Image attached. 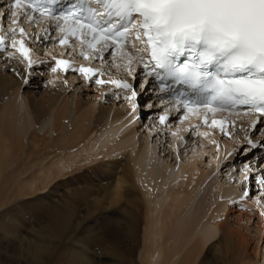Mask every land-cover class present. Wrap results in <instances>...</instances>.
Masks as SVG:
<instances>
[{
	"label": "snow or ice",
	"instance_id": "6c2138e0",
	"mask_svg": "<svg viewBox=\"0 0 264 264\" xmlns=\"http://www.w3.org/2000/svg\"><path fill=\"white\" fill-rule=\"evenodd\" d=\"M55 3L9 0L8 11L0 10V17H8L11 24L0 34V53H7V59L19 54L25 75L12 71L21 76L23 84L29 83L36 66L49 64L33 59V49L26 45L29 37H35L33 42L49 39L48 29L41 37L35 30L27 32L22 24L24 20L33 22V14L39 13L56 21L61 45L71 47V36L79 41V54L84 59L123 69L131 79H101L100 68H76L72 61L55 56L52 73L71 70L89 83L94 80L96 85L114 87V95L122 92L126 101L136 100L131 105L133 113L139 107V96L149 87L158 90L157 99L165 108H175L180 120L196 116L207 125L209 114L225 113L211 120V126L219 127L223 135H228L225 126L230 116L243 111L250 118L244 131H260L262 136L258 142L249 139L246 147L264 144V129L259 127L264 123V0H77L58 14ZM106 54L112 56L111 62ZM134 73L142 75L137 78ZM169 118L166 112L159 120L164 123ZM230 126L235 127V120ZM196 127L199 124L190 125V130ZM245 169L240 181L242 196L232 203L248 211L245 200L253 199L257 205L264 202V168L253 172L249 164ZM253 180L258 193L255 197L251 195ZM259 216L264 218V208Z\"/></svg>",
	"mask_w": 264,
	"mask_h": 264
},
{
	"label": "bare ground",
	"instance_id": "6f19581e",
	"mask_svg": "<svg viewBox=\"0 0 264 264\" xmlns=\"http://www.w3.org/2000/svg\"><path fill=\"white\" fill-rule=\"evenodd\" d=\"M47 41L49 42V40ZM10 42L9 40L8 43ZM16 55L19 57L18 53H16ZM31 55L32 58L35 59L37 53L32 51ZM4 66H6V64ZM51 66H54V64ZM73 67L78 68V66ZM22 68L25 69V64H22ZM48 71L53 78H59L62 75V71L59 70L56 73H52L49 68ZM65 74L67 76L62 78H65L68 82L78 83L83 80L85 81L82 74L79 72L68 70ZM21 81L22 79L19 81L9 73H1L0 69V98L1 101H3L0 110V207L3 206L1 203L2 200L4 203H8L15 194L19 195L24 192L28 194V191H30V194L33 191L35 192V190L45 191L46 189L47 192H49L48 189L58 182L56 178H58L60 174L52 170L51 167L44 168L42 165L44 160L45 163H51L54 159L61 158L64 152L73 151L75 148L86 149V145L83 144L88 138L90 143L89 147H94L105 131H107V136H112L116 132L121 131L122 134L117 140L106 138L107 141L104 143V149L98 151L94 158L97 159V162L89 164V167L83 168L86 171L89 170V173H94L95 168L100 169L101 167L108 168L119 166V160L123 159L125 165H122L118 172L121 177H117L116 186L127 191L129 196H131L133 190L136 189L131 188V186L136 187V185L139 184L143 187L141 191L147 205L144 215L146 222L144 229L152 230L154 228V230H152L153 239H161L163 242L158 245H143L142 249L138 251L139 255H143L141 264H148L154 257L158 259L157 264H171V260L175 256H177V259L172 264H256L258 262V247H256L255 244L252 245L253 239L249 231L244 230L241 226L242 217L244 218V222L250 219L249 213L240 212L236 217L235 225L231 223V217L227 216L228 213L225 214L224 211L227 200H229H223L227 192L221 191L219 185H210V187H208V196L203 198L197 206V209L205 206L211 208L209 212V217H211V219H209L210 222H207L202 228L203 232L199 233V236L192 233L193 235L190 234V236L186 237V234L192 231V229L189 228L192 220L196 222V217L184 219V223L177 233H172L171 230L166 236H163L168 231L170 224L173 225V217L183 216L184 210L188 209L190 206L196 196L197 189L195 187H200V185L207 181L210 175V171L207 169L208 172H204L202 169L199 170L195 161L198 156L202 155L204 149H199L197 147L190 148L187 149V152H183L185 155H180V151L178 153L175 151L176 154H174L173 158H170V160L174 159L173 164L177 161L178 167L176 170L171 169V167L167 168L164 165L150 162L152 152L145 138L140 139L139 135L137 137L135 127L128 126V121L134 117L130 116V113H127L130 108L127 109L125 105L123 106V104L119 102L118 105L112 102L110 105L96 106V104H91L89 101H86L90 106L84 111L83 117L75 124L77 126L75 127L74 125L75 128L70 133H67L68 130H65L64 127L69 119L66 118L62 111H69L71 108L77 109L75 103L69 101L68 96L64 93L62 94V92L58 90V92H56L54 89L48 88V90L46 89L44 91L37 90L35 94H29L28 91H20ZM92 86L95 85L93 84ZM155 97L156 96L149 97V99H147L148 104L154 103L155 105ZM59 100L64 101L60 104V102H58ZM119 100H122L124 103L126 101L123 100V98ZM31 102H33V104H29ZM127 102L129 104L132 101ZM31 112L32 115H30ZM135 114H137V112H135ZM152 121L154 122L153 116ZM249 124L250 121L246 117H239L238 125L240 128L246 129L249 127ZM40 129H44L42 137H39L37 134V130ZM185 129V127H179L172 131L170 136V147L177 148L179 145L185 143L186 140L183 136ZM243 129L242 131H244ZM154 130L156 131V128ZM174 132L176 135H173ZM92 133H95L97 137L92 139L90 137ZM232 136L233 134L231 138ZM190 140L194 139L191 138L189 141ZM227 140L228 139L223 138L222 142L219 143L220 146H218V149L221 154H226L232 147L234 140ZM184 147H186V145H184ZM216 160L218 159L214 158V163H216ZM250 162L251 163H248L253 165L254 161L250 160ZM71 164L72 162H68L65 167L68 169L69 173H72L71 166H69ZM262 165H264V163ZM146 166L147 169H145ZM35 167L38 169L33 171L32 169ZM253 167L254 166H252V169ZM24 169L32 171L28 173V177L26 178L27 183H24L26 185L21 184V181L17 179L19 175L17 171L20 170L21 173H23L24 171L22 172V170ZM41 171L42 176L40 177ZM15 174L17 175L16 177ZM58 180L60 181L61 179ZM49 182H51L50 186H48ZM151 187L154 188L151 190ZM34 188L35 190H32ZM119 191L120 190L117 189L116 195L118 197H120ZM156 191H161L163 193L158 196ZM8 195L9 200H7ZM152 197H159L162 200L160 212H153L154 209L150 201ZM164 203H166L167 209L162 208ZM57 208L54 205L46 206V209H48L47 213L50 215L48 217L51 222L48 221V218L47 221L54 225L52 227L54 231L43 232L44 239L41 240L40 243L32 244L30 250L33 251H29L26 254L19 251L17 255L18 260H21L20 264H50V248L52 249V247L44 241L45 239L58 238L60 242L66 235L67 241L71 242L75 239V236H79V233H75L77 230L76 224L75 229L68 232L69 229L74 228V224L71 222L73 216H64V214L61 213L62 211H59L62 209ZM73 210L75 211V209ZM197 212L198 211H196V215L193 214V216H198V214H200V212ZM151 216H159L154 226H152V222H149V217ZM142 238H145V240L143 239L144 241L150 242L148 237ZM171 239L173 242L167 243ZM29 243L31 244V242ZM43 243H46V246ZM83 246V254L92 257V259L95 258L96 255H102L103 257L101 259L98 256L101 262H106L107 264H126L122 259L117 258L118 255L123 254L122 251L116 252L110 251L111 249L104 250L103 248L101 252L96 253L91 242H87V245ZM4 249L5 248L0 243V264H7L6 258L1 255ZM212 249H214L216 253L208 257L209 261L204 260L208 251ZM40 251L47 257L40 255Z\"/></svg>",
	"mask_w": 264,
	"mask_h": 264
},
{
	"label": "rangeland",
	"instance_id": "374dc122",
	"mask_svg": "<svg viewBox=\"0 0 264 264\" xmlns=\"http://www.w3.org/2000/svg\"><path fill=\"white\" fill-rule=\"evenodd\" d=\"M37 56L35 59L46 60L49 64L36 66L29 77V83L25 85L21 81L20 91H28L29 94H35L37 90L44 91L49 88L54 89L56 92L61 91L62 94L64 93L67 95L69 101L72 103L74 102L77 106V109L71 108L69 111H62L66 118L69 119L64 127L65 130H68L67 133H70L77 126L75 124L83 117L84 111L90 106L86 101H89L91 104H96V106L110 105L112 102L118 105L119 102L122 103L123 106L125 105L127 109L130 108L127 113H130V116L134 117L128 121V126L135 127L137 137L139 135L140 139L145 138V141L152 152L150 162L164 165L167 168L171 167V169L176 170L178 167L177 161L173 164L174 159L170 160V158H173L174 154L180 151V155H185L184 153L187 152V149H192L194 147L204 149L202 155L198 156L195 161L199 170L202 169L204 172L208 170L210 171V175L207 181L200 185V187H195L197 189L196 196L188 209L184 210L183 216H172L174 223L173 225L169 223L170 227L163 236H166L171 230L172 233H177V231L180 230L181 225H183L184 219L190 217H196L197 220L196 222L192 220L189 228L192 229V231L189 232V234H186V237L190 236V234L193 235L192 233L199 236V233L203 232L202 228L207 222H210L209 219H211V217H209V212L211 211V208L205 206L197 209V206L203 198L208 196V187H210V185H219L221 191L227 192V195H224L223 200H229H227L224 211L225 214L228 213L227 216L231 217V223L235 225L236 217L240 212L249 213L250 219L244 222V218L242 217L241 226L244 230L249 231V234L253 239L252 245L255 244V246L258 247V262L256 264H264V218L259 216L260 210L264 208V202L257 205L253 199L245 200L243 203L249 209L248 211L243 210L239 204L234 205L232 203L233 201L239 200L242 196V185L240 181L243 180V177L246 174L247 170L245 169V166L251 163L250 160L254 161L252 165L254 167L251 169L253 172L264 167V165H262L264 163V145L262 144L257 148L246 147L249 139L257 142L262 139L260 131L246 132L242 131L241 128L236 130L237 134L235 132L232 138L227 140L231 141L233 139L234 141L232 147L226 152V154H221L219 150H215L211 145L203 143L199 138L191 136H188V139L193 138L194 140L188 141L185 139V143L187 142L186 144L184 143L179 145L180 147L172 148L170 147L171 137L169 139V136H164V134L159 136V133H156L149 123V120L152 116L155 117L157 111L156 105L153 108L149 107L150 104H153H148L147 102V99H149L150 96H145L143 94L139 96V107L135 110V112H137V114H135V112L133 113L131 111L133 100L129 104L127 101L124 103L122 100H119L122 98L125 100L124 94L121 92L119 93L120 95H114V87L96 85L94 80L91 83L87 80L78 83L67 81V84H65L63 81L65 78L62 77H66L67 75L63 74V72L59 77L60 79L53 78L49 74V66L54 64V61L48 60L46 56L43 57L44 55L37 54ZM5 64L6 66H4ZM0 69L1 73H9L19 81L21 80V76L25 75V71L22 68L18 55H16V58L7 59V53H0ZM12 69L19 71L21 76H16ZM49 80L52 81V84L49 83L50 86L48 84ZM93 84L95 86H92ZM63 101L64 100H59L58 102L62 104ZM2 104L3 101H1L0 98V110ZM29 104H33V102ZM30 115H32V112ZM43 130L44 129L37 130L39 137L43 136ZM106 132L107 131L102 134V137L94 147H89L90 143L88 138L83 144L86 145V149L75 148L73 151L70 150L64 152L61 158H56L51 163H45V160L42 162L44 168L51 167L52 170L57 171L60 174L59 177L56 178L58 182L54 184L55 186L53 185L50 188L47 187L49 188V192H47V189L45 191H40L35 190L34 188L32 190H35V192L33 191L29 194L30 191H28V194H26L23 191V194H15L16 197L13 195V198H11L12 200H9L8 195L7 200L10 201L8 203H4L2 200L1 203L3 206L0 207V243L5 248L1 255L6 258L7 264H16L17 262V264H20L21 260H18L17 255L19 251H22L24 254L33 251L30 250L32 244L40 243V241L44 239L43 232L54 231L52 229L54 225L49 223L51 222L48 217L50 215H48V209H46V206L49 205H54L56 208L58 207L57 209H62L59 211H62L61 213L64 214V216H73L71 222L74 224V228L69 229L68 232L74 230L76 224L77 230L75 233H79V236H75V239L71 242L67 241L66 235L60 242L58 241V238H56L57 240L55 238H52L53 240L48 239L50 241L47 239L44 240L50 245V247H52V249L50 248V264H107L106 262L100 261L103 257L102 255H96V257L92 259V257L83 254L84 249L82 246L84 244L87 245V242L92 243L93 249L96 250V253L101 252L103 248L104 250L111 249L110 251L116 252L122 251L123 254L118 255L117 258L122 259L126 264H141L143 255H139L138 251L142 249L143 245H158L163 242L161 239H153L152 230H154V228L152 230L144 229L146 224L144 215L147 205L143 199V193L141 191L143 187L139 184L136 185V187L131 186V188L136 189H134L131 196H129L127 191L116 186L117 177H121L118 172L122 165H125L123 159H118L120 162L119 166L108 168L101 167L100 169L95 168L94 173H89V170L86 171L84 169L85 167H89V164L97 162V159L94 158L98 151L104 149V143L107 141L106 138L117 140L122 134L121 131H118L112 136H107ZM90 137L93 139L97 137V135L95 136V133H92ZM220 142L222 141H217V146H220ZM184 145H186V147H184ZM178 148L182 149L177 150ZM214 158L218 159L216 160V163H214ZM68 162H72V164L69 165L71 166L72 173H69L68 169L65 168ZM37 169L38 168L35 167L32 170L36 171ZM145 169H147V166ZM238 169L243 171H237ZM17 172L19 175L17 176L15 174V177L17 176V179L21 181L20 183L24 184L27 183L26 178L28 177V173L32 171L24 169L22 170L23 173H21L20 170ZM41 176L42 171L40 172V177ZM58 179L61 180L59 181ZM234 179L236 182H233ZM51 182L48 183V186L51 185ZM256 187L257 185L253 180L251 182V195L253 197L258 195ZM153 188L154 187H151L150 189L152 190ZM117 189L120 190V197L116 195ZM156 193L159 196L163 192L156 191ZM150 201L154 209L153 212H160L162 200L159 197H152ZM162 208L167 209L166 203L163 204ZM73 209H75V211ZM196 211L200 212V214H198V216H193V214L196 215ZM158 217L159 216L149 217V222H152V226L156 225ZM142 237H148L150 242L148 243V241H144L145 238ZM171 241L173 242L171 239L167 243H170ZM29 242H31V244ZM46 243L43 244L46 246ZM214 251V249L208 251L204 260L209 261L208 257L213 253H216ZM40 255L47 257L42 251H40ZM98 256L100 259H98ZM176 259L177 256L173 257L171 264L174 263ZM157 263L158 259L154 257L148 264Z\"/></svg>",
	"mask_w": 264,
	"mask_h": 264
}]
</instances>
